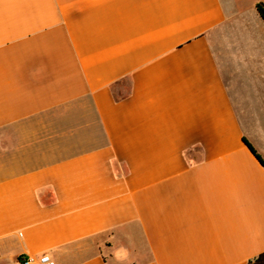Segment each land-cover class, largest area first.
<instances>
[{"label":"crops","instance_id":"0c3cea01","mask_svg":"<svg viewBox=\"0 0 264 264\" xmlns=\"http://www.w3.org/2000/svg\"><path fill=\"white\" fill-rule=\"evenodd\" d=\"M240 15L0 0V264H264V166L243 142L264 162V54L228 51Z\"/></svg>","mask_w":264,"mask_h":264},{"label":"rangeland","instance_id":"374dc122","mask_svg":"<svg viewBox=\"0 0 264 264\" xmlns=\"http://www.w3.org/2000/svg\"><path fill=\"white\" fill-rule=\"evenodd\" d=\"M240 7V17L247 23L242 28L245 32L239 31V24L236 25L237 19L234 20L233 26L228 29V51L232 52L234 60L243 59L242 55L250 51H261L264 54V23H262L255 14V0H234ZM264 2V0H262ZM233 21V20H232ZM241 28V29H242ZM243 33V34H242ZM238 55L239 57H236Z\"/></svg>","mask_w":264,"mask_h":264},{"label":"trees","instance_id":"16d2710c","mask_svg":"<svg viewBox=\"0 0 264 264\" xmlns=\"http://www.w3.org/2000/svg\"><path fill=\"white\" fill-rule=\"evenodd\" d=\"M256 12H257L258 16L260 17V19L262 21H264V4L263 3H261V2L257 3V5H256ZM114 98L116 100H119L120 99V97H116L115 94H114ZM243 142L248 147V149L251 151V153L256 157V159L260 162V164L262 166H264V162L259 157V155L255 152V150L251 147V145L246 140H243Z\"/></svg>","mask_w":264,"mask_h":264},{"label":"built area","instance_id":"2783aa9c","mask_svg":"<svg viewBox=\"0 0 264 264\" xmlns=\"http://www.w3.org/2000/svg\"><path fill=\"white\" fill-rule=\"evenodd\" d=\"M18 264H55L50 256L44 255L39 258L33 259L29 257H21Z\"/></svg>","mask_w":264,"mask_h":264}]
</instances>
